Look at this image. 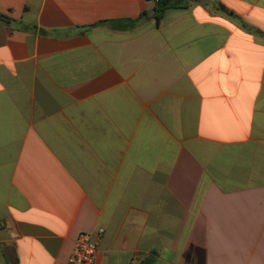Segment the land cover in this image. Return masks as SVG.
I'll list each match as a JSON object with an SVG mask.
<instances>
[{
	"label": "crops",
	"instance_id": "crops-1",
	"mask_svg": "<svg viewBox=\"0 0 264 264\" xmlns=\"http://www.w3.org/2000/svg\"><path fill=\"white\" fill-rule=\"evenodd\" d=\"M201 1L0 0V264H264V0Z\"/></svg>",
	"mask_w": 264,
	"mask_h": 264
},
{
	"label": "built area",
	"instance_id": "built-area-1",
	"mask_svg": "<svg viewBox=\"0 0 264 264\" xmlns=\"http://www.w3.org/2000/svg\"><path fill=\"white\" fill-rule=\"evenodd\" d=\"M157 0H154L156 2ZM102 230L97 232L99 238ZM98 248L92 241V234L87 232L80 233L75 239L72 252L66 264H96Z\"/></svg>",
	"mask_w": 264,
	"mask_h": 264
},
{
	"label": "trees",
	"instance_id": "trees-1",
	"mask_svg": "<svg viewBox=\"0 0 264 264\" xmlns=\"http://www.w3.org/2000/svg\"><path fill=\"white\" fill-rule=\"evenodd\" d=\"M203 3L201 0H157L155 2V7H154V14L153 17L155 20H159L163 13L167 9L171 8H187L191 3ZM218 10H222V6H217ZM143 15H141L142 17ZM140 18H138L139 20ZM243 28H246V26L243 25Z\"/></svg>",
	"mask_w": 264,
	"mask_h": 264
}]
</instances>
